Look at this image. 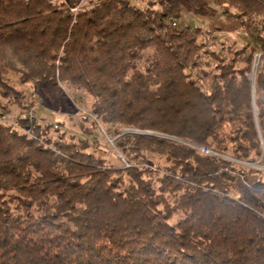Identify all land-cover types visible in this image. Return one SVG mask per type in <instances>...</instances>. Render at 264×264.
<instances>
[{"label":"trees","instance_id":"obj_1","mask_svg":"<svg viewBox=\"0 0 264 264\" xmlns=\"http://www.w3.org/2000/svg\"><path fill=\"white\" fill-rule=\"evenodd\" d=\"M82 1L0 0V100L27 108L12 74L23 85L72 86L116 128L122 154L140 163L155 153L168 165L162 175L111 167L86 139L52 137L35 121L33 138L0 125V264H264L262 173L121 132L220 154L230 147L237 160H256L249 74L257 50L264 56V0H212L232 30L253 38L241 47L219 42V27L172 26L183 0ZM263 69L254 80L264 94ZM255 104L264 140V101ZM225 119L237 125L222 134ZM230 171L250 183H238L237 199L230 191L240 179Z\"/></svg>","mask_w":264,"mask_h":264},{"label":"rangeland","instance_id":"obj_2","mask_svg":"<svg viewBox=\"0 0 264 264\" xmlns=\"http://www.w3.org/2000/svg\"><path fill=\"white\" fill-rule=\"evenodd\" d=\"M89 0H83V5L87 6ZM132 3L139 7H144L145 3L139 0H130ZM155 1V0H150ZM179 26L189 25L191 27H200L203 30H212L214 27L221 28L218 32L217 38L219 42L222 41H234L238 47L243 46L246 42H252L253 38L249 33H242L240 31L232 30L235 22L232 18L223 15L219 10V7L214 4L212 0H183V13L179 21H176ZM258 47V45H256ZM218 49V47L216 48ZM264 63L263 54L257 50L253 57V64L249 78L252 76V69L260 68ZM264 71V69H263ZM256 75V73H255ZM10 83L24 95V102L27 108H22L18 106L13 100H0L4 104L9 113L7 116L13 120L18 121L21 117H26L28 111L33 106L35 100H39L38 106L34 108L35 119L29 123L30 129L31 124L35 121L40 126L45 127L48 125L50 127L49 135L55 137L56 135L63 134L66 138H73L74 140H88L90 142V148L88 152L103 158L107 166L119 167L121 162L119 160V155L124 159L130 160L134 165L139 164L140 166L150 169L154 173L162 175L165 171L167 163L163 157L155 153L144 152V161H134L132 158L125 156L120 152L115 146V141L118 136L115 134V127L111 125H103L97 118L96 121L93 120L90 110L92 103V98L86 94L84 91L76 89L72 86H68L64 83L59 84L58 88H51L45 85L39 84L38 82L21 84L19 82V76L12 74L9 78ZM254 103L256 100L264 101V94L259 93L255 90V80H254ZM256 106V104H255ZM251 110L253 108L250 104ZM257 107L255 113L257 114ZM84 119H87L85 121ZM92 122L96 124L93 127ZM53 125H57V128H53ZM237 124L234 122L221 121V127L219 132L222 134L229 133ZM91 131L89 135L85 134V130ZM32 130V129H31ZM124 135L142 134L150 137H161L162 135L154 132H140L131 128L121 129ZM167 140L176 142L178 144L192 145L193 143L182 141L175 138L164 137ZM258 138V134H257ZM261 140L264 142L263 138ZM259 144L260 140L258 138ZM190 144V145H189ZM202 146V145H199ZM261 151L263 153L262 146L260 144ZM218 153V152H217ZM220 154V153H219ZM221 160L229 163V159L234 158L231 153L230 147L228 150L220 154ZM228 160V161H227ZM249 162H259L264 165V157L262 154L256 160H249ZM238 168V166H234ZM228 170V169H227ZM250 171V170H249ZM251 172V171H250ZM250 172L247 176L250 177ZM238 183H243L241 181H236L235 188L230 191V196L237 199L242 196V189L237 187ZM264 201V198L262 199ZM181 215H175L169 221V223L174 224L180 219Z\"/></svg>","mask_w":264,"mask_h":264},{"label":"built area","instance_id":"obj_3","mask_svg":"<svg viewBox=\"0 0 264 264\" xmlns=\"http://www.w3.org/2000/svg\"><path fill=\"white\" fill-rule=\"evenodd\" d=\"M171 24L172 26H176L177 23L174 20H171ZM39 100H35V102L33 103V106H31L30 110L28 111L27 115H26V119L28 120V122H31L32 120L35 119V112H34V108H36L39 104L38 102ZM92 118L94 121L97 120V116L91 114ZM0 125L3 126H7L10 127L12 130L20 133V134H24L27 135L30 138H33L32 134H31V129L30 126H25L23 125L20 120H16L13 121L11 120L6 114H0ZM53 128H57V125H53ZM171 138V137H170ZM261 144L263 145L262 149H263V153H262V157H264V142L261 140ZM190 145V144H189ZM192 148H194L200 155L202 156H208V157H213V158H221V155L219 153H217L216 151L212 150L210 147L208 146H199L196 144H192L190 145ZM119 160L121 161V163L123 164V166L125 168L128 167H132V166H140L139 164H133L130 160L128 159H124L121 155H119ZM228 161V160H227ZM230 163L239 165V166H243V169H247L250 170L252 173L253 172H260L263 175V179H264V165L260 164L259 162H249V161H239L236 158H232L229 159ZM165 172L163 171L162 174H164ZM230 174L232 176H237L239 177L240 181L243 183V186L250 188V183L246 180V175L243 174L242 175H238L237 172L235 171H230Z\"/></svg>","mask_w":264,"mask_h":264},{"label":"water","instance_id":"obj_4","mask_svg":"<svg viewBox=\"0 0 264 264\" xmlns=\"http://www.w3.org/2000/svg\"><path fill=\"white\" fill-rule=\"evenodd\" d=\"M255 73H256V69H252V76H251V85H252V88H251V106L253 108V116H254V122H255V125H256V129H257V134H258V138L260 140V144H261V135H260V132L258 130V126H257V114L255 113V110H256V106H255V103H254V97H253V94H254V79H255ZM161 137H167V136H161ZM261 146L263 147V145L261 144Z\"/></svg>","mask_w":264,"mask_h":264},{"label":"bare ground","instance_id":"obj_5","mask_svg":"<svg viewBox=\"0 0 264 264\" xmlns=\"http://www.w3.org/2000/svg\"><path fill=\"white\" fill-rule=\"evenodd\" d=\"M255 69V68H254Z\"/></svg>","mask_w":264,"mask_h":264}]
</instances>
